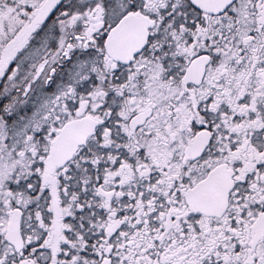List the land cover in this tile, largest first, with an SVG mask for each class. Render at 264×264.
I'll use <instances>...</instances> for the list:
<instances>
[{
  "label": "snow or ice",
  "instance_id": "1",
  "mask_svg": "<svg viewBox=\"0 0 264 264\" xmlns=\"http://www.w3.org/2000/svg\"><path fill=\"white\" fill-rule=\"evenodd\" d=\"M0 264H264V0H0Z\"/></svg>",
  "mask_w": 264,
  "mask_h": 264
}]
</instances>
